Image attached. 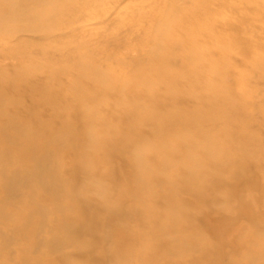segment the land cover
I'll list each match as a JSON object with an SVG mask.
<instances>
[{
    "label": "bare ground",
    "instance_id": "1",
    "mask_svg": "<svg viewBox=\"0 0 264 264\" xmlns=\"http://www.w3.org/2000/svg\"><path fill=\"white\" fill-rule=\"evenodd\" d=\"M58 1L67 0H0V34L7 33L20 43L23 41L20 33H40L47 20L64 18L61 11L55 10L47 19L41 10L43 6ZM11 20L15 24L20 23L19 29L7 24ZM27 22L32 24L31 28L25 25ZM160 48V43L156 42L155 51L150 56H156ZM81 66L88 69L89 63ZM14 72L18 73V69ZM164 75L157 76L156 83L162 84L167 79L170 83L177 81ZM16 77L10 78L14 84L23 83V79ZM133 80L124 81L117 89L128 93ZM93 82L99 85L103 97L116 96L119 92L109 86L110 77L96 75ZM64 87L56 83L41 92L36 91V94L48 98L46 102L38 103L29 97L20 99L14 105L17 110L15 116L10 114L14 103L8 94L0 92V145L10 147L5 153L0 151V264H120V257L152 252L153 243L165 248L161 252L164 260L184 261L191 256L203 257L210 264H255L260 260L259 254L253 251L245 261L229 258L223 253L226 245L216 242L210 232L211 223L194 217V213L208 212L219 217L221 207L228 204L222 198V189L227 187L223 177L212 179L208 187L200 184L203 177L208 176L205 175L206 169H237L241 164H248L258 172L263 162L250 149L262 147L264 140L257 137L254 142L257 145L252 148L244 147L230 155L223 151V155L218 157L221 149H226V143L223 146L216 138L227 136L228 142L230 136L224 135L217 118L210 116L207 108L197 106L191 112L177 111L167 117L163 114V102L166 100L163 98L156 99L153 107L138 105L131 111H114L121 106L118 104L113 105L109 114H99L93 108L81 112L77 107H71L72 100L79 102L103 97L98 93L93 95L76 90L72 100L65 104L62 101L65 95L61 94ZM172 96L177 100V94L169 95ZM179 98L186 104L187 101H200L197 95ZM143 113L147 115L145 121H163L159 127L150 128L142 135L152 143V149L140 148L137 143L120 148L122 141H132L134 134L136 136L134 132L145 121L135 126H130V123ZM113 114L122 122V127L117 129L115 124L103 120ZM185 117L203 118L208 120V125L181 122ZM255 128V125L250 126L243 135L233 133L229 139L248 140L256 133ZM109 129L114 131L113 136H110L112 133L101 134ZM173 129L179 132L181 147L178 150L172 146L174 141L168 138L169 131ZM189 134L199 136L197 145L186 142ZM210 136H216L215 140ZM177 155L186 158L178 193L177 179L172 181L168 175L171 168L177 167ZM153 168L157 171L154 172ZM237 171L230 175L241 180L235 187L250 185L251 176L248 177L243 170ZM125 181H131V185H122ZM171 186L175 187L173 191H164ZM133 195H137L135 201L132 200ZM182 195L186 198H181ZM177 196L180 199L178 203ZM234 201L229 200V204ZM239 205V215L252 218L249 206ZM178 214L182 219L177 218ZM159 217L164 221L157 223ZM135 220L140 222L139 230L151 229L152 233L138 234L137 229L128 225ZM253 224L260 225L259 222ZM168 229L179 231L170 237L165 233ZM196 229L209 230L214 243H202V231L197 233ZM25 240L28 243L21 245ZM245 241L241 243L253 248L258 241L264 242V237L255 233L253 238ZM146 243L150 247L144 250ZM171 248L173 250H169ZM213 252L217 257L210 260ZM13 257L19 260L15 261Z\"/></svg>",
    "mask_w": 264,
    "mask_h": 264
},
{
    "label": "rangeland",
    "instance_id": "2",
    "mask_svg": "<svg viewBox=\"0 0 264 264\" xmlns=\"http://www.w3.org/2000/svg\"><path fill=\"white\" fill-rule=\"evenodd\" d=\"M41 10L43 14L46 13L47 19L55 10L61 11L64 18L47 20V27L42 24L44 29L40 33H20L19 37L23 39L21 44L7 33L0 34V92L8 94L14 103L10 108L12 116L17 112L14 105L22 98H33L38 103L46 102L48 98L36 94V91L41 92L56 83L66 86L61 91L62 96L65 95L62 99L65 104L72 100L76 90L93 95L98 93L99 97H103L101 88L93 82L94 76L102 75L110 77L109 86L116 89V92L124 81L134 79V82L128 93L119 91L121 93L118 92L116 96H105L102 99H83L79 102L72 100L71 107H77L81 112L93 108L104 115L113 110V105H121L114 111H131L138 105L153 107L156 99L166 98L163 102L165 116L169 117L177 111L191 112L197 106H202L208 109L210 116L217 118L219 127L228 137L233 133L243 135L250 126H256V133L249 134L248 140L229 137L226 142L227 136L217 137L219 144L224 146L226 143V149H221L218 157L223 155V151L230 155L244 147L252 148L257 145L254 143L257 137L264 140V0H67L45 5ZM7 24L16 29L20 27V23L15 24L12 20ZM25 25H30V28L32 26L30 22ZM156 42L160 43L161 48L152 57L150 55L155 51ZM14 47L17 50H11ZM67 59L71 61L68 62ZM83 63H89L88 69L82 68ZM17 69L18 73H15ZM163 73L177 81L170 83L167 79L162 84L156 83L155 78L160 75L162 77ZM14 75L23 79V83L14 84L10 79ZM172 93L177 94V100L173 96L169 97ZM194 95L200 101H187L186 104L179 98H191ZM176 103L180 105L176 106ZM146 116L144 113L140 114L130 126L141 124ZM202 119L185 117L181 122L208 125V120ZM103 120L115 124L117 129L123 125L114 114L107 115ZM162 122L146 120L134 132L137 133L136 136L134 134V139L122 141L119 147L137 143L140 148L152 149V143L143 136L150 128L159 127ZM105 131L106 133L101 134H114L112 129ZM178 134V129L168 133V138L174 141L173 148L177 150L181 147ZM189 135L186 142L197 145L199 136ZM215 137L210 136V139L215 140ZM261 146L250 149L263 162L258 172L248 164H241L237 169L205 168V175L208 176L203 177L200 184L208 187L212 179L223 177L227 187L222 189V198L228 204L221 207L222 214L217 218L204 211L194 213V217L211 223L212 228L209 230L216 242L226 245L223 253L229 258L245 261L253 251L260 256L255 264H264V242L258 241L255 247L250 248L241 241H249L255 233L264 237V143ZM9 149L6 144L0 145L3 153ZM199 153L203 155V152ZM178 156L177 167L171 168L168 174L171 180L177 179V193L183 165H186L184 155ZM116 163L120 164L119 161ZM238 169L243 170L248 177L251 176L250 185L235 187L241 180L230 175L238 172ZM123 183L124 186L131 185V181L121 184ZM174 188L167 187L164 191L170 192ZM181 198L186 196L182 195ZM136 199L137 195H133L132 200ZM231 199L235 201L229 204ZM179 200L177 196V203ZM111 203L114 201L111 200ZM239 203L249 206L252 218L239 215ZM163 218L159 217L156 222L164 221ZM177 218L182 219L179 214ZM252 221L259 222L260 225H254ZM128 225L137 229L142 236L152 233L151 229L139 230V221L129 222ZM200 230L194 232L201 234V242L212 243L209 230ZM177 232L175 229H168L165 233L174 237ZM27 243L25 240L20 244ZM151 246L152 252L120 257L119 263L210 264L207 259L194 256L184 261L170 258L164 260L161 252L165 248L157 247L154 243ZM149 247L150 244L146 243L143 248L147 250ZM210 256V260L217 257L215 252ZM13 259L19 260L18 257Z\"/></svg>",
    "mask_w": 264,
    "mask_h": 264
}]
</instances>
